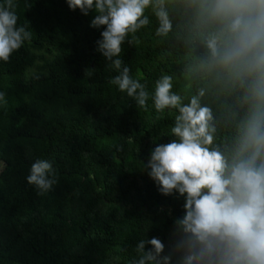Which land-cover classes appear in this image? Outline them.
Here are the masks:
<instances>
[{
  "label": "trees",
  "instance_id": "1",
  "mask_svg": "<svg viewBox=\"0 0 264 264\" xmlns=\"http://www.w3.org/2000/svg\"><path fill=\"white\" fill-rule=\"evenodd\" d=\"M16 12L32 36L0 62V264H128L144 230L151 224L147 236L165 240L181 211L140 170L171 138L174 114L150 101L142 109L109 83L117 73L94 50L100 30L89 27L91 13L65 0L26 9L17 0ZM134 37L120 56L151 93L159 76L181 71L180 53L154 35L151 17ZM183 85L173 77V90ZM38 158L56 171L43 195L25 181Z\"/></svg>",
  "mask_w": 264,
  "mask_h": 264
},
{
  "label": "clouds",
  "instance_id": "2",
  "mask_svg": "<svg viewBox=\"0 0 264 264\" xmlns=\"http://www.w3.org/2000/svg\"><path fill=\"white\" fill-rule=\"evenodd\" d=\"M32 0H24V9ZM98 29L95 51L109 83L140 108L174 114L141 171L156 191L181 201L167 238L148 237L128 264H264V0H65ZM17 0H0V62L31 41ZM154 22V35L180 53L181 71L145 84L129 75L121 45ZM101 26H103L101 28ZM131 37V38H130ZM94 68H85L91 77ZM38 78L34 70H29ZM184 81L173 90V77ZM4 93L0 92V102ZM155 142V141H154ZM26 183L43 195L56 183L50 160L31 163Z\"/></svg>",
  "mask_w": 264,
  "mask_h": 264
}]
</instances>
